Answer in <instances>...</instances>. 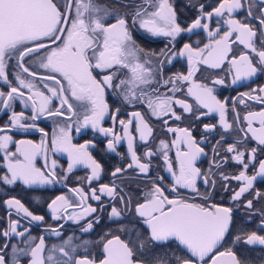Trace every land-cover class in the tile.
Masks as SVG:
<instances>
[{
	"label": "snow or ice",
	"instance_id": "obj_1",
	"mask_svg": "<svg viewBox=\"0 0 264 264\" xmlns=\"http://www.w3.org/2000/svg\"><path fill=\"white\" fill-rule=\"evenodd\" d=\"M112 4L0 0V264H264V0Z\"/></svg>",
	"mask_w": 264,
	"mask_h": 264
},
{
	"label": "flooded vegetation",
	"instance_id": "obj_2",
	"mask_svg": "<svg viewBox=\"0 0 264 264\" xmlns=\"http://www.w3.org/2000/svg\"><path fill=\"white\" fill-rule=\"evenodd\" d=\"M100 3H105V4H109L111 5L112 7L114 8H118V5H113L112 4V0H99ZM139 3V0H125V3ZM212 3H215V0H211ZM177 3L180 4L182 3V0H177ZM131 9H119V11L123 12V11H130ZM202 38V37H200ZM163 46V38H161V43L159 44H153L151 45L152 48H159V47H162ZM177 69H179L180 71H185L186 70V64L185 62L181 61L180 64L177 65ZM258 83H264V81H257ZM240 91H245L246 89H239ZM236 93L233 91L232 88H227L226 90H224L222 92V97H226V96H234ZM106 99L109 103V105L112 104V98L111 97H107L106 96ZM74 108L77 110V112H80L81 110L77 107V104H74L73 105ZM262 106L259 105V104H256V103H252L251 104V110L253 111H259L261 110ZM17 110L19 111L20 110V106L17 105ZM66 118V117H65ZM72 120L74 121L75 118L73 117ZM39 123V127L43 128L45 130V132H47L49 134V137L51 136L53 130H54V127H55V122L52 118H47L45 119L44 121L42 122H38ZM105 126H108V121L106 119L105 121ZM75 127V124L73 123V128ZM195 134V133H194ZM92 133L89 132L88 135H84L83 133L81 134H76L75 131H73L72 133V136H73V143H76V144H82L84 143L86 140L92 138ZM163 135V134H161ZM17 138H24V139H30L32 141H34L35 143H39L41 138H42V134L39 133V132H31V133H28V134H24L23 136H17ZM52 158H56L58 160V163L61 164V165H64L66 167L67 165V156L66 154H56L55 157H53L52 153L49 152V159H52ZM111 162V161H110ZM39 163H42V161L38 160V164ZM88 174V170L87 169H84V168H78L75 170L74 174H73V177H72V180L69 182L68 184V187H72V186H75L76 184V180H75V177H84ZM104 182H107V180L105 179ZM58 188L60 189V191H57L56 194H61V191H66V189L63 188V186H58ZM52 193H45V197L48 196V195H51ZM19 196L20 198L25 202L27 203L28 200L30 199H35V197H30L27 193L25 192H19ZM6 214V209L4 208V206L0 205V218H3ZM103 227V222L101 224L100 227L97 228V232H100L101 228ZM74 231V229H71ZM33 233L38 235L40 234L39 233V230L38 229H33ZM90 239H92L93 237H89ZM123 238V237H122ZM49 243H54L55 241H48ZM91 251L93 252V254L95 256H97L99 258V255H100V249L98 247H94L91 249Z\"/></svg>",
	"mask_w": 264,
	"mask_h": 264
}]
</instances>
